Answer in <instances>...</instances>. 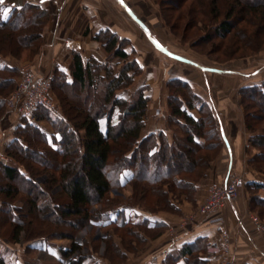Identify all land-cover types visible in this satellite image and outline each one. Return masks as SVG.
Segmentation results:
<instances>
[{
  "label": "trees",
  "instance_id": "16d2710c",
  "mask_svg": "<svg viewBox=\"0 0 264 264\" xmlns=\"http://www.w3.org/2000/svg\"><path fill=\"white\" fill-rule=\"evenodd\" d=\"M193 1L186 8L187 0H157L167 26L174 34L180 28L185 42L188 34L199 36L198 41L204 44L214 38L229 40L227 62L245 58L246 50L256 54L264 48V0ZM199 14H208L210 23L204 19L201 23ZM49 21V11L40 5L0 6V58L19 59L26 47L39 53ZM95 40L107 53L106 61L91 58L84 63L74 52L71 79L56 68L51 89L60 101L59 115L55 117L45 108L32 114L36 122L48 124L49 132L23 117L5 150L12 163L0 164V225L7 233L0 229V240L19 243L23 237L28 252L32 242L70 240L69 249L60 250L66 264H86L92 259L82 253L86 243L77 239L81 224L102 230L101 242L111 264L116 260L109 254L111 248L123 262L128 250L138 251L146 241L157 238L163 233L162 224L148 219L134 223L125 212L134 208L152 214L177 213L175 199L185 196L193 202L197 183L223 148L214 109L189 81L179 77L166 84L169 132L142 137L148 87L137 88L127 99L120 94L130 90L143 74L134 52L126 51L131 43L109 30L96 34ZM18 76L19 68L0 66V118ZM87 91L96 92L95 105L85 103L91 99ZM240 97L246 128L252 134L250 144L258 151L249 165L264 173V127L259 126L264 124V83L243 87ZM76 98L83 100V108L74 103ZM128 186L133 188L132 197L111 198L114 189L122 191ZM253 189L264 190V185H253ZM150 197L154 203L147 206ZM252 209L264 220V200L257 198ZM118 234L128 238L121 237L127 246L137 242L139 248L129 245L123 250L114 244ZM177 262L173 257L166 260V264ZM0 264L7 263L1 259Z\"/></svg>",
  "mask_w": 264,
  "mask_h": 264
},
{
  "label": "crops",
  "instance_id": "0c3cea01",
  "mask_svg": "<svg viewBox=\"0 0 264 264\" xmlns=\"http://www.w3.org/2000/svg\"><path fill=\"white\" fill-rule=\"evenodd\" d=\"M26 3L40 5L50 13L43 47L32 61L39 79H52L56 68L71 79L74 52L82 56L84 63L91 58L105 62L107 53L95 35L109 30L130 41L126 51L134 52L143 68L142 76L135 82L142 80V86L148 87L149 103L142 137L169 132L166 84L171 78L189 81L196 94L215 111L223 148L205 178L197 183L193 202L185 206L176 203L179 211L175 214H152L134 208L125 212V217L134 223L148 219L162 224L165 230L157 238L149 239L138 254L128 255L126 264H166L168 257L178 260L177 264H219V250L225 235L230 237L233 246L232 264H264V233L254 218L263 225L264 221L252 209L257 198L264 200V190L253 189V185H264V174L249 165L258 151L250 144L252 134L246 128L240 97L243 87L264 83V56L251 63H229L224 67L203 65L178 50L156 0H17L10 6L21 8ZM21 64L13 57L0 58V66L20 68ZM189 68L197 70L200 79L186 73ZM27 118L49 132L46 122H36L32 116ZM21 123L22 119L15 113L4 115L0 120V154H6ZM234 176L243 177L245 186L237 199L226 203L215 215L223 219L222 223H210L214 215H195L190 221L189 214L192 216L196 207L208 198L211 189L226 185ZM27 245L24 244L26 248ZM29 245L32 254L51 256L62 263L65 260L60 250L69 249L70 242L39 240ZM17 246L0 240V260L4 259L7 264H25L21 245ZM189 248L194 253H186Z\"/></svg>",
  "mask_w": 264,
  "mask_h": 264
},
{
  "label": "rangeland",
  "instance_id": "374dc122",
  "mask_svg": "<svg viewBox=\"0 0 264 264\" xmlns=\"http://www.w3.org/2000/svg\"><path fill=\"white\" fill-rule=\"evenodd\" d=\"M7 1V4L6 5H12L11 2L13 3L14 1H17V0H6ZM19 1V0H18ZM157 2V0H156ZM188 5L186 8H189L190 4L192 2H194L193 0H187ZM158 4V3H157ZM14 5V4H13ZM227 4L224 5L225 8H227ZM159 7V5H158ZM159 10H160V7H159ZM160 13H161V16H162V19L164 21V25L165 27L167 28V31L170 33V35L172 36V39H174L173 41L176 43V46L178 48V50L182 51L184 54H187V55H190L193 59L199 61L200 63H202L203 65H206V66H213V67H224L226 66L227 64L229 63H238V62H243V63H251L252 61H254V59H257L259 58L260 56H264V48H262L261 50H259L256 54L254 53H251L250 50H246L244 51V55H246L245 58L243 59H240V60H230V61H226L227 59L225 58V54H229L230 52H228L229 48L227 47V43L229 42L226 41V40H222V39H219V38H214L213 41L209 42L208 43H205L204 42H201L198 41L199 39V36L198 37H193L192 35H187L185 38H187V42H185L180 36L182 35V30L177 29V31H175L176 33L174 34L172 32V30L170 29L169 26H167L165 20H164V17L162 15V12L160 10ZM168 15H170L168 13ZM190 17V16H188ZM190 19V18H189ZM189 19L186 17V21H189ZM204 19V21L206 20L208 23H210V19H208V14L203 16V15H198V20L202 22V20ZM200 23L199 26H202V24ZM217 25H215L216 27ZM252 28H250V31ZM206 33H202L200 32L199 35H205ZM179 35V36H178ZM201 37V36H200ZM184 38V39H185ZM224 43V46H222L221 44ZM204 44V45H203ZM26 54V58H24V55ZM38 53H35V51L29 47H26V48H23L21 54H20V58H15L19 61L22 62L20 68H19V76H18V81L16 83V86H15V89H11V91H9L8 95H7V99L14 93L16 92L17 88H18V85L21 83V76H22V73H21V68H29V69H32L34 72H35V68L33 66V63L32 61L34 60V58L36 57ZM239 54H243V52H239ZM231 56V54H230ZM242 56V55H241ZM236 57V56H235ZM14 58V57H13ZM190 70H186L188 72L186 73H191L192 76H196V77H199L200 79V76H198L199 74H197V70L195 69H192V68H189ZM250 71V70H249ZM36 73V72H35ZM46 78V77H45ZM204 78V77H203ZM198 79V78H197ZM208 79H211L210 77H208ZM213 79V78H212ZM249 81V80H248ZM251 82V81H249ZM142 80L139 81V83L137 82L136 84H134L130 90H128L127 92L124 91V92H120V94L122 95V97L124 98H130V96L133 94V92L142 86ZM77 90H79L77 88ZM51 93V96H52V99L54 100V103H55V106H56V109L54 110H51L53 112V115L56 117L57 115H59V111H61V107H60V101L59 99L54 95V93L52 92V89L50 91ZM86 95H88L89 97H91V99L89 101H85V103H88V104H93L95 105L96 103V100L93 96L96 95V92L94 91H87V93L85 92ZM83 94V96L85 95ZM77 95H79L78 91H77ZM6 99V100H7ZM203 99V98H202ZM78 100V101H77ZM204 100V99H203ZM205 101V100H204ZM79 102V108H83V100L82 99H78L76 98L74 103H77ZM1 113V112H0ZM17 114L21 119L23 118L22 116H20L19 113H16L15 112H11V110L5 106V111H4V115H8V114ZM259 113V112H258ZM2 119V117L0 118V120ZM47 128L49 127L48 124H44ZM259 126H263L264 127V124H259ZM178 133H182L181 130H177ZM222 152V149L220 150L217 158L212 162V164L218 159V157L220 156ZM0 157H6L8 159V164L7 165H11L12 161L10 160V158L5 154H0ZM212 166V165H211ZM210 170V169H209ZM208 170V171H209ZM255 170V169H254ZM207 171V172H208ZM206 172V174H207ZM264 174V173H263ZM206 176V175H205ZM3 177V174L0 173V178ZM240 177V176H238ZM243 178V177H242ZM19 185H21L22 187H24V185H22V183H20ZM219 187H222V186H219ZM26 189H31L29 186L25 187ZM56 190H59V188H56ZM33 191V190H31ZM35 193V192H34ZM116 196H120L121 198L123 199H127L129 197H132L133 196V188L131 186H128L126 187L124 190H113L112 193H111V198L113 197H116ZM173 196V195H172ZM209 197V196H208ZM208 199V198H207ZM207 199L201 203L200 205H198L196 207V209L194 210V212L192 213L193 215L191 216V213L189 214L190 215V221H192V219H194L195 215H204L201 213V208L202 206L204 205V203L207 201ZM175 202L180 205V206H185V205H190V201L185 197H180L178 200L175 199ZM154 203V199L153 198H149L147 199V201H145V204L147 206H151L153 205ZM160 213V212H158ZM168 213H171V212H168ZM172 214H175V212H173ZM217 215V214H216ZM215 216V215H214ZM259 216V214H258ZM221 218V217H220ZM259 218L264 221L260 216ZM189 219V218H188ZM223 221V219H222ZM211 223V221H210ZM0 229L1 231L3 230L4 231V226L3 225H0ZM63 227H65V229H69L70 226L69 225H64ZM162 230V229H161ZM2 231V232H3ZM163 232H165V230L163 229ZM5 234H7L5 231H4ZM122 235V233H121ZM125 238L123 236H120V234L116 235L114 237V244L116 243L120 248H122L123 250H128V246L130 245L132 248H136L138 249L139 245L137 242L135 243H129V245L127 246L126 243L124 242V240L122 238ZM102 230H100L99 228H95V227H92V226H83L81 224L80 226V229L77 231V239H79L80 241H84L86 243V247H84L82 253L85 254V255H91L92 256V259H89L87 261L86 264H93V263H101L103 262L104 264H111V262L109 261L108 258H106V255H105V246L104 244H102ZM126 240H128V238H125ZM49 239H47L48 241ZM2 241H5V240H2ZM50 241H64V243H69L70 242V245H71V241L70 240H67V239H51ZM149 242L146 241L144 246L138 251H135V252H132L130 250L127 251L128 255H136L138 254L140 251L143 250V248L147 245V243ZM7 243H9L7 241ZM10 244V243H9ZM24 244H26L24 242V239L22 237V241L19 242V243H11V245L13 246H19L21 245L20 249L23 251V255L24 257L26 258V260L24 261L25 263H31V264H66V261L65 262H58L56 258H53L51 256H47V255H42V254H32L30 251L28 252L26 247L24 246ZM17 246V247H18ZM116 247V246H115ZM233 248V246H231ZM233 251V249H232ZM16 254V253H15ZM109 254L110 256H112L115 260V263H112V264H126L127 263V259L124 260L123 262H121L120 260H118L120 257V254L117 252V250L115 248H111L109 250ZM16 256L18 257V255L16 254ZM232 258H233V255L231 253V264H232ZM64 259V258H63ZM62 260V259H61Z\"/></svg>",
  "mask_w": 264,
  "mask_h": 264
},
{
  "label": "built area",
  "instance_id": "2783aa9c",
  "mask_svg": "<svg viewBox=\"0 0 264 264\" xmlns=\"http://www.w3.org/2000/svg\"><path fill=\"white\" fill-rule=\"evenodd\" d=\"M6 2L4 0V3L0 6L5 5ZM21 73V83L18 85L16 92L6 100V106L11 112L16 111L22 117H31L39 108L56 109L50 93L51 77L39 79L32 69L23 67L21 68ZM0 164L7 165L8 159L6 157H0ZM244 186V179L234 176L226 185L212 188L207 201L201 208V213L208 216L216 215L224 208L226 203L239 197ZM210 221L211 223L219 224L222 223V218L213 216ZM254 221L264 233V225L257 218H254ZM231 246L230 237L225 235L223 246L219 250V264H231Z\"/></svg>",
  "mask_w": 264,
  "mask_h": 264
},
{
  "label": "snow or ice",
  "instance_id": "6c2138e0",
  "mask_svg": "<svg viewBox=\"0 0 264 264\" xmlns=\"http://www.w3.org/2000/svg\"><path fill=\"white\" fill-rule=\"evenodd\" d=\"M4 3V0H0V5H2ZM6 12L5 13H3V15H5L6 16Z\"/></svg>",
  "mask_w": 264,
  "mask_h": 264
},
{
  "label": "bare ground",
  "instance_id": "6f19581e",
  "mask_svg": "<svg viewBox=\"0 0 264 264\" xmlns=\"http://www.w3.org/2000/svg\"><path fill=\"white\" fill-rule=\"evenodd\" d=\"M167 39V38H166Z\"/></svg>",
  "mask_w": 264,
  "mask_h": 264
}]
</instances>
